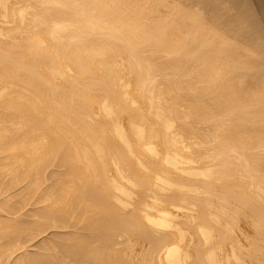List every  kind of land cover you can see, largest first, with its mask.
<instances>
[{"label": "bare ground", "instance_id": "6f19581e", "mask_svg": "<svg viewBox=\"0 0 264 264\" xmlns=\"http://www.w3.org/2000/svg\"><path fill=\"white\" fill-rule=\"evenodd\" d=\"M140 1L0 0V264H264V89Z\"/></svg>", "mask_w": 264, "mask_h": 264}, {"label": "rangeland", "instance_id": "374dc122", "mask_svg": "<svg viewBox=\"0 0 264 264\" xmlns=\"http://www.w3.org/2000/svg\"><path fill=\"white\" fill-rule=\"evenodd\" d=\"M139 1L140 0H138V2ZM141 1H142V3H145V2H143V0H141ZM164 1L167 2V0H164ZM170 1L172 4L169 3L170 5H168V7H171L170 8L171 11H169L168 10L169 8H166V6H165V4L167 5L168 3L163 2L164 3L163 7H165L164 9L162 6H159V4H158V6L153 5V7L157 6L160 10L158 8L157 9L159 11H161V13H159L157 10L155 11V12H157V14L152 11L153 14L154 13L156 14L154 16L152 14V16L155 18V16L158 15V17L160 18L161 15H163V16L166 15L165 17L167 18V16L170 17L171 15L166 14V9H167V11H169V13L171 12V14H172V13H176V11H175L176 8H181L182 11L185 13L193 12V15H195V14L198 15L201 12V15H199L198 17L201 16V19H202L201 23H202V26H204L203 28H205L204 33H206V35L209 34V36H211V37L215 36L216 38L215 37H213V38H215L216 40L218 39L217 42L223 41L222 43L225 42L224 44L228 46L227 47V46L223 45L224 49L221 50L222 58L226 60L225 57L229 58V57L236 56L237 59L235 57L234 58L236 60L239 59V63L237 64V66L240 65V67H237L236 65L230 66L231 69L229 68L228 69L229 72H227L228 76L229 77L232 76L231 77L232 80L234 78V80L236 82L241 83L242 85L244 84L242 87H243L244 91H247L246 93L248 95H252L258 89H261V88L264 89V0H173V1L169 0V2ZM149 2H150V0H147V2H146L147 4L146 3L144 4L145 7L149 6ZM152 3L150 2V4H152ZM153 4H156V3H153ZM160 5H163V4H160ZM172 5H175L174 6V7H176V8H174L175 10H172L173 9ZM161 8L164 11H162ZM173 11H175V12H173ZM151 13H149V14H151ZM173 15L174 14H172V16ZM191 15H192V13H191ZM151 18L152 17H150V19ZM154 18L151 21H154ZM159 18L157 19L158 21H160V20L162 21L164 19L163 17H161V19L159 20ZM201 19L199 18V21ZM152 23H155V22H152ZM188 24L190 25L189 27H191L193 30L195 29L191 23H188ZM205 26H207V27H205ZM211 32H213V33H211ZM184 33H181L182 37H184ZM212 34H214V35H212ZM220 36H222V37H220ZM217 42L215 41V43H217ZM229 45H230V48H229ZM197 53L198 52L196 51V53L194 52L193 55L195 56V54L197 55ZM241 65H243V66H241ZM234 67H235V69H234ZM230 70H231V72H230ZM262 104H264V103H262ZM52 167H54V168H52ZM52 167L46 168V170H45V181L46 182L42 183V185H48L49 184V182L51 181V178H52V176H51L52 172L53 173H59L62 170L61 167H60L61 168L60 169L55 164ZM54 169H55V171H53ZM56 169L58 172L56 171ZM48 170H50V171H48ZM48 178H50V179L48 180ZM0 179H1V182H0L1 183V186H0V203H3L4 200H5L4 203H6V199L7 200L10 199L6 204L11 205L10 203L14 202L11 206L16 208V205H17V209L20 211V212H18V210H17L15 213H13V214L9 213L11 215H9V214L7 215V212L0 210V213H1L0 215L5 216V214H6L8 217H16V215L19 213V215H21L22 218H24V217L29 218L31 216L32 212L35 211L34 208L35 207L37 208L36 205L34 206V203H32L33 201H31V199L29 201V198H31V197H29V198L27 197V199H24V201H26V200L29 201L27 204V201L24 202L22 200L23 198H21L18 195L20 193L19 191H21V190H19L22 187L21 184H19V185L17 184V186L15 185L14 187H12L13 189L10 188V189H8V191L7 190L4 191L5 189H4V187H2L3 186L2 176H0ZM17 192H18V194H17ZM16 194L20 198L19 197L15 198ZM2 197L4 198V200L2 199ZM14 199L16 202L14 201ZM20 202H23L24 204L21 203L22 204L21 205ZM25 203H26V207H24ZM20 207L22 208L21 210H20ZM29 209H30V211H29ZM3 212H5V214H3ZM23 213L25 214L24 216H23ZM49 231L50 232L52 231V232L50 233ZM61 232L63 233V231H61ZM62 233L60 234L59 229H56V231L54 229L53 230L52 229L46 230V231L38 234L39 237H37L38 236L37 235L36 236L37 238L35 237L36 239L33 238L32 242L29 241V242L25 243L24 249L28 250L29 252H31V251L35 252L40 247V243H41L42 239L45 242L46 240H49L50 237L56 238V236L62 235ZM50 239H52V238H50ZM33 242H34V244H33ZM35 242H36V244H35ZM38 242H40V243L38 244ZM26 245H28V248ZM32 247H34L35 249ZM32 249L35 251H33ZM40 250L41 249H39V251ZM17 252L18 251H16L15 253H17Z\"/></svg>", "mask_w": 264, "mask_h": 264}]
</instances>
